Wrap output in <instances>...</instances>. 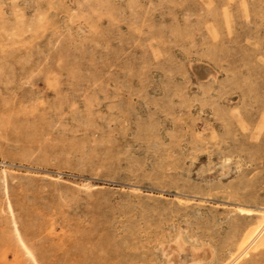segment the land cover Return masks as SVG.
Returning a JSON list of instances; mask_svg holds the SVG:
<instances>
[{
	"label": "rangeland",
	"instance_id": "374dc122",
	"mask_svg": "<svg viewBox=\"0 0 264 264\" xmlns=\"http://www.w3.org/2000/svg\"><path fill=\"white\" fill-rule=\"evenodd\" d=\"M263 221L264 0H0V264H37L17 228L38 264H228Z\"/></svg>",
	"mask_w": 264,
	"mask_h": 264
},
{
	"label": "bare ground",
	"instance_id": "6f19581e",
	"mask_svg": "<svg viewBox=\"0 0 264 264\" xmlns=\"http://www.w3.org/2000/svg\"><path fill=\"white\" fill-rule=\"evenodd\" d=\"M264 222V221H263ZM17 225V224H16ZM264 225V224H263ZM256 227V226H255ZM264 226L260 225L259 227H257L256 229H254V231L252 232H248L249 234H247V237L245 238V241L243 243V250L241 251V253L239 255H237L232 261H230L228 264H232L235 261H237L242 255H244L248 249L253 245V243L258 239L257 237L260 235L261 236V232L263 231ZM7 229V228H6ZM253 230V228L251 229ZM250 230V231H251ZM17 232L19 233L20 236V240L22 241L23 245H25L26 249L28 250L29 254L31 255V257L35 260V262L38 264L37 261V257H35L34 253L32 252V250H30L27 246L26 243L23 241L21 234L17 228ZM24 247V246H23ZM44 251V250H43ZM229 259V258H228Z\"/></svg>",
	"mask_w": 264,
	"mask_h": 264
}]
</instances>
